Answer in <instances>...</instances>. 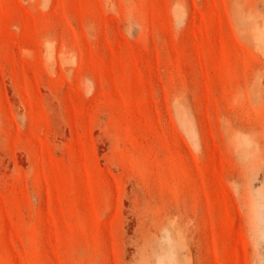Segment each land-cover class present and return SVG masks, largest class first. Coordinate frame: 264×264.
<instances>
[{
  "label": "rangeland",
  "instance_id": "1",
  "mask_svg": "<svg viewBox=\"0 0 264 264\" xmlns=\"http://www.w3.org/2000/svg\"><path fill=\"white\" fill-rule=\"evenodd\" d=\"M0 264H264V0H0Z\"/></svg>",
  "mask_w": 264,
  "mask_h": 264
}]
</instances>
